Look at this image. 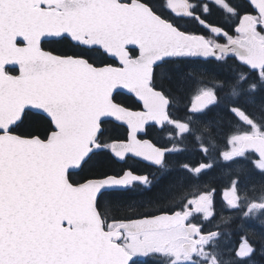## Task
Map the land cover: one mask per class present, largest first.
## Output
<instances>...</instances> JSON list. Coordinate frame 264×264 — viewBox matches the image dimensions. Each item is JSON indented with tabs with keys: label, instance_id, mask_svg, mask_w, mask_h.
I'll list each match as a JSON object with an SVG mask.
<instances>
[{
	"label": "snow or ice",
	"instance_id": "obj_1",
	"mask_svg": "<svg viewBox=\"0 0 264 264\" xmlns=\"http://www.w3.org/2000/svg\"><path fill=\"white\" fill-rule=\"evenodd\" d=\"M159 7L156 0H0V264H115L108 253L121 234L108 229L129 221L110 219L102 206L133 183L147 187L151 181H137L129 169L111 170L129 153L117 147L126 142L123 137L105 139L104 126L111 120L98 109L105 97L118 103L122 93L119 88L108 91L99 70L123 68V63L115 57L94 59L93 46L75 39L72 28L141 25L151 31L147 20L137 18L136 9L142 8L179 37L206 40L211 51L164 47L151 53L155 58L148 65L146 87L162 96L166 94L153 83L161 66H169V80L179 82L185 76L181 61L188 57L236 56L212 47L230 31L209 19L214 8L225 16L238 15L229 0H187L183 16L200 32L165 19ZM260 19L256 17L257 28L264 27ZM141 38L148 43L154 39ZM177 38L155 36L163 45ZM139 48L137 44L131 51Z\"/></svg>",
	"mask_w": 264,
	"mask_h": 264
},
{
	"label": "flooded vegetation",
	"instance_id": "obj_2",
	"mask_svg": "<svg viewBox=\"0 0 264 264\" xmlns=\"http://www.w3.org/2000/svg\"><path fill=\"white\" fill-rule=\"evenodd\" d=\"M229 3L234 6L238 15L235 17L225 16L221 11L213 10V14L210 16L216 24L225 25L230 29L228 37H222L218 44L213 41L212 47L219 49L220 47L231 46L236 41L247 39L249 35L264 43V27L257 28L256 26V17L260 16L258 12L246 0H229ZM166 7L172 20L175 19L181 26L186 24L191 27L190 24H194L182 15L173 14L168 7L167 0ZM245 13H249V15ZM225 20L229 23L225 24ZM172 22L174 23V20ZM260 23L262 25L261 19ZM188 30L190 32L195 31L192 28H188ZM200 31L201 29L198 30V32ZM204 35L207 36V33ZM232 52H234L233 49L229 53ZM137 55L138 51L134 57ZM219 55L223 56L224 53H219ZM106 57L111 59L107 55ZM190 58L212 63L236 61L239 67L233 79L238 82L229 90L228 87L219 82L218 76L216 77L217 73L213 74V78L210 76V78L199 84L200 86H206L204 89L208 90L197 95L194 100L190 98L183 114L177 115V117L174 115L177 114L176 112L179 109L175 104L173 105L172 99L166 94L165 97L169 100L166 109L169 120L164 122L161 127L150 124L146 126L144 133L137 134L139 140L147 139L164 150L160 162L158 164L148 163L128 155L123 161L117 159L112 170L119 172L121 169H129L130 172L145 176L151 181L147 187L141 182L133 183L127 190L134 194H139L156 186L162 178H179L176 181L178 191L167 203L164 210L158 209L147 213L132 214L128 217L119 218L116 216V220L130 221L163 212L170 215L177 213L183 218L165 228L143 230L135 233L126 230V223H114L108 229V232L113 235L117 232L121 234V239L115 244L119 245L129 256L127 264H130L132 259L136 260L137 264H204V247L209 242L222 247L223 250L220 254H227L228 257H231L232 260L229 262L233 264V258L236 257L235 248L238 237L244 238L253 247L250 255L243 259V264L246 261V264H250L252 260L256 264H264V243L262 247H257L256 251L254 250L256 246L251 244L248 239V235L252 233L253 229L249 228L247 221L241 223L236 218L235 205L229 200L232 198L225 193L228 189L245 194L264 193V173L254 169L253 165L245 164L244 159L226 152L230 137L236 134L237 131H248L250 134L242 139L237 151L245 153L249 157L252 155L255 158L257 157L252 151L243 148V141L245 138L252 136L264 137V130H249V126L257 127V125L260 129H264L262 124L256 123L254 117L250 114L251 110L254 113L261 111L260 113L264 114V106H252L251 97V93L259 89L263 91L262 98L264 99V70H262L264 68H257L253 71L247 64L239 61L236 56H229V58L221 60ZM213 69L217 71L215 65ZM225 93L233 94V96L223 101L221 99ZM204 94L209 95L208 101L200 108H195V100ZM243 94L249 97L245 98ZM122 99L124 103L128 104H125L127 108L133 110L143 108L137 107L139 102L131 95L122 93ZM216 99H219L218 102L211 103L212 100ZM223 108L231 113V121L224 124L208 122L211 120L209 116L211 112H221ZM183 120L186 121L184 123L187 129L185 128V130L178 133L172 121ZM107 125L110 126V129H106L104 126L106 140L110 139L111 133L119 134L118 137H123L125 141L128 140L129 131L125 126L113 121ZM112 130L114 132H111ZM180 143L186 145L180 146ZM259 174L263 175V178H259ZM254 181L259 182L258 184H261V187H253ZM195 194L197 196L208 194L211 197L210 217L205 218L203 212L200 211L201 206L193 204ZM112 218L114 217H110V219ZM239 224H241L240 227ZM256 225L262 227L264 223H256ZM151 243L155 244L152 245ZM150 248L154 250H149Z\"/></svg>",
	"mask_w": 264,
	"mask_h": 264
},
{
	"label": "water",
	"instance_id": "obj_3",
	"mask_svg": "<svg viewBox=\"0 0 264 264\" xmlns=\"http://www.w3.org/2000/svg\"><path fill=\"white\" fill-rule=\"evenodd\" d=\"M246 1L248 2V0ZM167 4L175 15L183 16L186 13L187 0H167ZM251 6L258 12L262 25H264V0H251ZM136 13L139 20L149 22L151 31L145 30L141 25H135L120 30L74 26L72 32L74 38L80 40L84 45H92V48L100 49L109 58L115 57L123 63V68L117 66L100 69L101 82L108 91L119 88L122 93L131 95L136 100L139 97L137 101L143 103V108L133 110L125 106L121 107L122 104L113 103L105 97V102L99 106L98 111L108 113L107 118L109 120L125 126L129 131L128 140L117 146L122 152L129 153V155L145 162L158 164L164 150L147 139L139 140L137 138V134L144 133L146 126L156 124L161 127L164 122L169 120L166 110L169 100L162 96L159 91L153 92L151 88L146 87L148 65L155 58L151 53L161 51L164 47L173 52L191 49L211 51V49L208 48L206 40L201 39L200 36L179 37L161 21L151 17L146 9L137 8ZM50 30L58 29L52 28ZM158 34L176 35L178 38L170 45H163L155 40V36ZM149 35L154 38L151 43L141 38ZM137 44L140 45L138 55L132 58L129 56V49ZM185 44L189 46L187 49L184 48ZM224 48L226 52L233 49L237 59L250 68H264V43L256 37L249 35L247 39L236 41L233 45L224 46ZM77 63L86 67L82 62ZM208 99V94L201 95L195 100L194 107L200 108ZM243 148L252 151L264 162V137L245 138ZM131 174L135 175L137 180H142L145 177L132 172ZM180 218L183 217L177 213L170 215L163 212L130 220L129 223H126L125 228L132 233L160 229L175 224ZM108 255L115 260V264H127L129 261V256L117 244L110 246Z\"/></svg>",
	"mask_w": 264,
	"mask_h": 264
},
{
	"label": "trees",
	"instance_id": "obj_4",
	"mask_svg": "<svg viewBox=\"0 0 264 264\" xmlns=\"http://www.w3.org/2000/svg\"><path fill=\"white\" fill-rule=\"evenodd\" d=\"M156 2L162 5V7H159L157 11L161 12L165 19L172 20L171 16L167 11L166 0H156ZM209 19L213 21L212 18L209 17ZM173 20L175 24H178L175 19ZM183 25L187 28L194 29L196 32L200 30L199 27L195 24H190L191 27L186 24ZM184 26H181V28H185ZM91 51L94 59H96L97 61L107 59L106 55H104L102 51L98 49H91ZM129 52L131 57H134L137 54V52L134 54L131 50H129ZM181 64L182 71L183 73H185V76L179 82L175 80H169V73L165 70L166 67L169 66H161L158 70L155 71L153 77L154 84L159 89L163 90V92L172 99L173 105L175 104L178 107L179 110L176 112L177 114L174 115L175 117H177V115L183 114L187 103L193 95L196 87L200 83L204 82V80L210 78V76L213 78V74L217 73L216 77L218 76L217 78L219 79V82L223 86L228 87L229 90L234 86L235 83L238 82L237 80L233 79L235 78L237 69L239 67L236 61L225 63H212L203 62L201 60L191 59L190 57H188L182 60ZM214 65L217 67V71L213 69ZM172 66L174 67V65ZM262 96L263 91L259 89L254 90L253 93H251L252 106H264V99L262 98ZM118 103L124 105L125 107V104H127L124 103L122 96ZM260 112L261 111H257L256 113H254L252 110L250 112V114L254 117L255 122L259 123V125L264 123V114ZM209 116L211 117V120H209L208 122H219L224 124L225 122H229L232 120L231 113H229L228 110L225 108H223L221 112H211ZM105 127L106 129H110V126L108 125H105ZM111 132L114 131L112 130ZM118 135L119 134L111 133L110 138L118 137ZM179 145L185 146L186 144L180 143ZM249 158L251 159L244 160L246 162L245 164H248L249 161L252 162V160L255 159L253 155ZM113 167L114 163H112L111 165V170L114 169ZM238 175L240 174L238 173ZM167 178L165 177L160 179V182L156 186L144 190L139 194H134L130 190H126L122 193L113 194V197L109 200L107 207L105 208L102 206L101 210L103 212H106L109 215V218H115L116 216L119 218L128 217L132 214L147 213L158 209L164 210L167 207V203L171 201V198L174 197L176 195V192L178 191L176 181L179 180V178ZM259 178H263V175L259 174ZM257 181H259V179H257ZM258 183L259 182L254 181L252 184L253 187H261V184ZM254 228L255 230L248 235V239L250 240L251 244L256 246V248L254 249L256 251L257 247H262V244L264 243V225L262 227L256 225Z\"/></svg>",
	"mask_w": 264,
	"mask_h": 264
},
{
	"label": "rangeland",
	"instance_id": "obj_5",
	"mask_svg": "<svg viewBox=\"0 0 264 264\" xmlns=\"http://www.w3.org/2000/svg\"><path fill=\"white\" fill-rule=\"evenodd\" d=\"M197 2H203V0H197ZM204 88H206V86L199 85V87L196 88V91H194L195 92L194 95L191 97L192 100H194V98L197 95L208 90ZM243 95L245 98L249 97L246 94H243ZM231 96H233V94L225 93L221 100L226 101V99H230ZM218 100L219 99L212 100L211 103L218 102ZM172 122H174V126L177 129L178 133L185 130L186 125L184 122L186 121L183 120V121H172ZM262 126L264 127V123L262 124ZM257 129L264 130V129H260L258 125L257 127L249 126L250 131L257 130ZM249 134L250 132L248 131L246 132L237 131L236 134L230 137L229 142H228L229 143L228 150H226L227 154H234L237 156V158L244 159V160L251 159L249 158L247 154L240 153L239 151H237L238 148L240 147L239 143H241L242 139ZM248 164L253 165L254 169H257L261 171L262 173H264V163L260 161L259 159L255 158L252 160V162L249 161ZM225 193L231 196L232 199H229V200H231V202L235 205L234 210H235L236 218L239 219L241 223H244L245 221H247L249 228L253 229V231L255 230L254 227L256 226V223L257 224L262 223V222L264 223V193L245 194L242 192L239 193L238 191L235 192L231 189L226 190ZM193 201H194L193 202L194 205L201 206L200 211L203 212L205 218L210 217L211 197L208 194H199L198 196L197 194H195ZM240 226L241 224H239V227ZM151 244L154 245L155 243L154 244L151 243ZM250 249L253 250L252 245H249V243L246 240H244V238L238 237L236 248H235L236 257L233 258V261H234L233 264H237V263L243 264L244 263L243 259L247 258L250 255L249 254ZM149 250H154V249L150 248ZM222 250L223 248L220 246H217L216 244H210V242L206 243L204 247V256H203L204 264H232L229 262L230 260H232L231 257H228L227 254L226 255L220 254ZM250 264H256V262L252 260Z\"/></svg>",
	"mask_w": 264,
	"mask_h": 264
}]
</instances>
